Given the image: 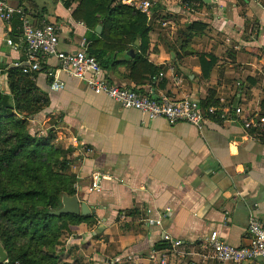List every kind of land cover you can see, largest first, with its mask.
I'll return each mask as SVG.
<instances>
[{"label": "crops", "instance_id": "obj_1", "mask_svg": "<svg viewBox=\"0 0 264 264\" xmlns=\"http://www.w3.org/2000/svg\"><path fill=\"white\" fill-rule=\"evenodd\" d=\"M33 2L37 10L26 12L31 22L54 23L59 49L76 51L87 30L72 16L76 4L69 9L60 0ZM8 3L19 5L18 0ZM181 8L168 9L184 24ZM195 20L206 23L207 29L192 43L218 59L208 79L201 76L196 55L175 53L180 47L176 23H170L165 34L154 20L147 57L162 66V79L155 82L146 75L139 83L130 80L120 62L124 57L104 68L105 77L117 86L152 88L176 98L199 100L214 88L226 108L240 107L247 117L264 116V0H204ZM11 30L12 24L0 18V62L15 64L26 51L21 37L11 38ZM41 63L58 67L54 57L41 58ZM60 77L65 86L53 91L46 70L39 74L50 104L38 117L53 120L61 132L56 145L72 149L66 157L77 175L76 196L97 219L93 231L86 223L75 226L82 233L73 241L69 259L74 264H123L136 253L134 264H234L215 261L206 241L216 231L224 241L240 246L248 242L249 219L264 222V132L246 131L238 116L222 123L208 120L201 129L151 120L94 93L85 80L63 73ZM94 176L97 188H92ZM148 211L152 218H162L160 226L145 223ZM164 232L184 241L180 252L163 241ZM254 264H264V259Z\"/></svg>", "mask_w": 264, "mask_h": 264}, {"label": "trees", "instance_id": "obj_2", "mask_svg": "<svg viewBox=\"0 0 264 264\" xmlns=\"http://www.w3.org/2000/svg\"><path fill=\"white\" fill-rule=\"evenodd\" d=\"M60 1L65 8L76 4L72 16L86 26L88 53L105 69H109L117 58L124 57L120 62L129 70L127 77L136 83L146 75L155 81L162 71V66L155 65L147 57L152 20L160 27L168 17L175 19L176 39L180 42L179 51L175 53L196 55L204 79L210 77L217 64V57L199 52L192 43L205 34L207 24L200 20L181 24L175 15L161 13L164 7L160 2L152 7L153 18L150 19L119 0ZM18 2L17 7L23 6L25 12L38 8L33 0ZM24 2L31 7H26ZM183 2L191 7L204 4V0ZM11 24V38L21 37L17 15ZM98 26L102 27L100 32L96 31ZM132 48L133 57L127 55ZM45 70L49 72L51 69L44 63L39 70L25 73L21 66L0 62V246L6 254L0 264H57L53 252L60 243L62 231L68 230L69 225L82 222L92 227L97 221L94 213L86 216L51 214L61 207V194H76V176L68 168L66 156L71 150L64 151L54 143L53 122L45 135L32 134L29 129L30 119L45 111L50 104L47 91L38 82L39 74ZM199 105L209 121L222 123L221 114L226 107L214 88H208L205 97L199 99ZM209 108L215 110L209 112ZM228 108L230 111L234 109ZM261 110L264 115V98Z\"/></svg>", "mask_w": 264, "mask_h": 264}, {"label": "built area", "instance_id": "obj_3", "mask_svg": "<svg viewBox=\"0 0 264 264\" xmlns=\"http://www.w3.org/2000/svg\"><path fill=\"white\" fill-rule=\"evenodd\" d=\"M119 1L130 4L152 19V13L146 9L150 5L149 2H146L144 8L134 3L131 4L128 0ZM15 15L18 16L20 21L21 39L24 43L27 58L14 65L21 66L25 73H32L40 69L41 58L54 57L58 67L47 72V76L51 78V90L59 91L64 88L65 83L60 77V74L63 73L69 77L85 80L94 93L105 94L122 107L138 110L151 120L162 118L170 124L184 122L197 129H201L208 121L203 115L197 99L189 96L176 98L162 92L156 94L152 88L145 89L141 86L121 87L110 83L105 77L104 68L93 55L88 53V41L85 37L79 42L76 51L60 50L58 46V28L54 23L34 25L29 14L22 7L12 6L8 3V0H0V18L11 23ZM6 42L10 46L13 45L11 38H7ZM163 76L164 74L161 72L155 78V82L162 79ZM214 110V108H209L208 111L213 112ZM237 116L241 117L240 119L246 131L253 129L264 132V116L247 117L240 107H236L232 111L229 108H224L221 114L223 120L234 119ZM97 178L98 176H94L92 188H97ZM145 216L144 221L148 226L161 225V217L152 218L149 211ZM162 239L175 249V253L180 252L179 248L184 245L182 239H176L167 232L162 234ZM247 241L246 244L234 246L221 239L216 231H212L207 238L206 245L212 251V257L217 262L254 264L264 259V222L256 217L249 219ZM128 262H134V260L130 259ZM112 264H118V262L115 260ZM186 264L197 263L189 260Z\"/></svg>", "mask_w": 264, "mask_h": 264}, {"label": "rangeland", "instance_id": "obj_4", "mask_svg": "<svg viewBox=\"0 0 264 264\" xmlns=\"http://www.w3.org/2000/svg\"><path fill=\"white\" fill-rule=\"evenodd\" d=\"M37 1H39L41 3L45 2V1L52 2V0H37ZM128 1L131 4L134 3L137 6L144 7V8L146 7V2H149L150 5L147 6L146 9L148 11H150L152 13V15H153L152 7L154 6L155 3L160 2L162 4V3L166 2V0H128ZM167 3L169 5L166 4L167 8L165 7L164 10L161 13L162 14L167 13V14L175 15L176 19H178L177 18L178 13L175 12V10H169L168 8L169 7H174L175 8L176 7L178 9H180V7H183V8H181V10H183V12H184L183 15H185L186 18H187V20L185 22H190V21L195 20V16L198 15L199 10L200 9L202 10V8L204 6V4H202L199 7H191V6L187 5V4H185L183 2V0H167ZM184 9H185V11H184ZM149 16H151V15H149ZM151 18H153V17L151 16ZM168 18H169L168 20H165V21L161 22V27H162V30L164 29V33L165 34H166V28H169V26H171L170 23H173V24L175 23V21H174L175 19L174 18H172V17H168ZM159 21H161V20H159ZM5 46L6 45H4V47ZM39 114L41 115L42 113L40 112ZM39 114L35 118L30 119V121H29V129H30V132L32 134H38V135L43 134V135H45L47 133L46 131L51 126V121H53V120L49 119L48 117H46V118H43V116L38 117ZM54 129L56 130L55 124H54ZM55 133H56V137L61 135V132H59V130H56ZM62 136H63V134H62ZM64 141H65V144L69 145L67 137H65ZM54 143H55V140H54ZM55 145H56V143H55ZM68 148L72 151L70 146ZM69 171L71 172V169H69ZM74 175L76 176V182H75V187H76L78 179H77V175L76 174H74ZM96 223H97V221H96ZM79 224L69 225L68 230H65V231L63 230L62 231L61 236H60V240H59L60 243L57 244L56 249L53 252L54 256L56 257L57 264H74L73 260L71 261L69 259V256L71 254L70 249L74 245L73 241L76 239L78 233H82L80 229L79 230H75V226H77ZM93 228H94V226L93 227H89V230L93 231L94 230ZM141 256H142V254H141ZM137 257H139V255L134 253L129 258L125 259L123 264H134V263H137L138 262V260L136 261ZM130 259H133L134 262H128V260H130Z\"/></svg>", "mask_w": 264, "mask_h": 264}, {"label": "water", "instance_id": "obj_5", "mask_svg": "<svg viewBox=\"0 0 264 264\" xmlns=\"http://www.w3.org/2000/svg\"><path fill=\"white\" fill-rule=\"evenodd\" d=\"M208 2V0H205ZM102 29L101 26L96 28L97 32H100ZM127 55L133 57L134 56V48L130 49L127 52ZM61 207L55 211H52L53 215H62V214H71V215H90L92 210L86 202L80 201L78 197L75 195H68L66 193L61 194ZM6 259V254L0 246V260L3 261Z\"/></svg>", "mask_w": 264, "mask_h": 264}]
</instances>
